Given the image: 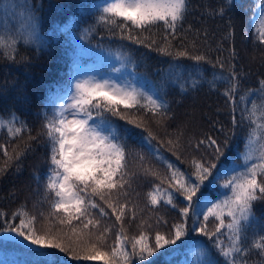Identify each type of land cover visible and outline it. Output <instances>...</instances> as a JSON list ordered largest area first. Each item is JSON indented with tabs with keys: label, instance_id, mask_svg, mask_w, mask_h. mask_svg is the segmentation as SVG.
Returning a JSON list of instances; mask_svg holds the SVG:
<instances>
[{
	"label": "trees",
	"instance_id": "trees-1",
	"mask_svg": "<svg viewBox=\"0 0 264 264\" xmlns=\"http://www.w3.org/2000/svg\"><path fill=\"white\" fill-rule=\"evenodd\" d=\"M207 1L189 0L188 14L175 39L171 41L174 46L173 55L169 56L141 43L122 39L119 30H109L111 26L98 24L100 9L108 0H0V29L4 30L6 38L11 33L17 41L15 51L9 50L0 55V117L10 120L11 114L15 113L18 119L13 122L14 125H27L22 134L14 137L9 135L7 128L0 131V167L8 163L7 171L0 177V231L5 230L9 224L19 225L20 218L27 221L33 217L37 234L43 235L46 228H50L53 233L62 228L58 219L49 216L51 200L54 197L49 193L47 199H43L47 184L45 176L49 174L50 168L48 148L45 146L46 135L43 134L44 114L51 113L54 106H58L71 94L72 81L79 69L92 72L93 77H100L107 72L114 75L113 80L129 84L130 88H137L166 102L168 115L162 121L150 112L145 113L143 109L126 110L121 106L120 111L132 118L143 119L145 126L157 137L151 143L158 148L160 156L188 175L194 171L192 159H199L204 152V149L196 151L190 147L189 141L195 145L197 140L209 134L223 139V134L219 131L221 125L230 129L233 116L241 121L242 116H247V110L251 109L253 101L257 105L261 103V94L257 90L259 81L264 79V44L249 35V31L255 30L258 20L263 18L262 6H257L258 0H232L223 17H212L204 12L205 6L218 8L228 4V0H216V4L215 0H211L209 5H205ZM32 10H35L34 21H27ZM26 21L34 30L27 43L20 34ZM139 32L137 29L134 34ZM150 32L151 35L145 31L141 38L150 36V39L156 41V46L161 45L165 35L163 27H153ZM193 44L195 48L191 47ZM185 46L189 51L205 54L211 63L197 66L186 57H175V52ZM230 50L237 54L232 65L239 74L240 81V87L232 102L223 95L224 90L229 87L227 83L218 81L215 89L207 83L216 73L227 75ZM217 59L225 63L224 69L218 64L213 68ZM169 63L180 66L184 73L189 74L173 87L161 82L167 76ZM198 71L204 73V78L193 87L192 81L199 79ZM241 96L245 99L241 100ZM104 117L119 130L121 137L127 133L130 173L140 170L139 157L135 162L131 158L133 131H138L142 135L138 142L142 148L140 155L145 158L144 165L151 167L159 177L170 178L167 164L149 154L147 141L144 139L147 133L142 128H136L111 113H104ZM93 119L99 123L102 117L94 113ZM249 127L247 119H243L236 127L235 135L231 137L225 155L219 162L220 172L231 174L233 169L238 170L242 165L240 153L245 150V137ZM179 130L183 131L184 147L178 152L180 158L177 159L167 141H175ZM30 136L37 139L30 140ZM28 142L33 150L28 151L18 165L14 160L8 161L9 156L16 150L23 149ZM5 151L8 156L4 155ZM36 177H39V186ZM191 178L195 180L194 175ZM225 179L227 177L222 176L213 183L206 181L194 200L199 199L208 206L222 200L226 190L221 185ZM156 184H160V179L150 175H138L132 181V188L126 199L128 208H134L136 215L133 218L129 211L124 219L125 234L129 237V252L132 250L133 236L138 237L143 231L148 237L146 242L154 247L156 232L170 233L172 224L181 219L178 209L165 205L162 199L155 208L150 204L148 193L154 190ZM167 187V182L161 185L162 189ZM227 191L230 194V190ZM156 195L159 197L162 193L157 192ZM176 196L181 205L187 204L178 193ZM120 202H125V198L122 197ZM206 210L207 208L203 209ZM98 211L93 210L94 213ZM106 211L111 213V209L106 208ZM195 211L199 213L200 209ZM254 212L257 220L248 227L243 243V247L248 248L249 252L242 259L246 264H264V255L260 250L251 247L254 239L264 235L260 223L264 220V201L255 202ZM14 213L18 214L15 219ZM190 217L186 222L187 228L201 226L202 215H193L190 210ZM225 220L227 222L228 218L225 217ZM142 221L143 228L140 227ZM193 221L197 223L193 224ZM215 223L217 222L214 218H210L207 223L209 231L214 230ZM112 224H115V216L103 218L100 228L95 230L96 234ZM63 230L69 231L67 228ZM118 230L119 225L116 224L106 234L102 250H111ZM222 232L226 230L222 229ZM220 239L225 245L228 244L227 235ZM201 249L214 257L217 264H224L223 258L213 247V241L196 231H189L182 241L169 245L167 251L159 250V254L151 258V264H203L205 257ZM35 252L36 248L21 242L0 239V264H45L46 256H37ZM59 255L63 264H103L100 260H72L65 253ZM144 264H148V261Z\"/></svg>",
	"mask_w": 264,
	"mask_h": 264
},
{
	"label": "snow or ice",
	"instance_id": "snow-or-ice-1",
	"mask_svg": "<svg viewBox=\"0 0 264 264\" xmlns=\"http://www.w3.org/2000/svg\"><path fill=\"white\" fill-rule=\"evenodd\" d=\"M231 2L232 0H228V4L218 8L205 6L204 12L208 16L223 17ZM188 10L189 0H108L100 9L97 23L111 26L109 30H119L122 39L141 43L163 55L172 56L174 46L171 41L175 39L178 29L186 19ZM34 18L35 10H32L27 21H34ZM27 21L20 32L26 43L34 32ZM160 26L165 30L161 45L156 46V41L150 39V36L141 38L145 31L151 35L150 30ZM137 29L140 32L134 34ZM258 39L264 44V31L259 33ZM16 43L15 36L9 33L6 38L4 30L0 29V55L6 54L9 50L15 51ZM191 47L196 46L193 44ZM236 55L234 50H230L227 75L216 73L212 79L207 80L212 89L216 88L218 81L227 83L229 87L224 90L223 95L229 102L233 101L240 87L239 74L232 65ZM175 57H186L197 66L211 63L205 54L189 51L187 46L177 50ZM217 64L224 69L225 63L222 60L217 59L213 68ZM198 77L199 79L192 81L193 87L203 81L204 73L198 71ZM182 90L186 91L185 88ZM257 91L261 94V103L257 105L253 101L251 109L247 110V116H242L241 121H237L233 116L230 129L221 125L219 131L223 134V139L209 134L197 140L195 145L189 141V146L196 151L204 149L199 159H192L194 171L191 175L195 176L193 180L191 175L175 168L166 158L160 156L158 148L153 147L151 143L157 140V137L145 126L143 119L132 118L120 111L121 106L126 110L143 109L145 113L150 112L153 116L160 117L162 121L168 115L166 102L158 97L153 98L152 95L137 88L120 87L106 80H77L72 86L71 94L66 97L67 102L54 106L51 113L44 114L43 134L47 140L45 146L49 149L50 168L49 174L45 176L47 184L43 199H47L49 193L54 197L51 200L49 216L58 219L62 228L56 233L46 228L43 235L37 234L33 217L27 221L20 218L19 225L9 224L5 230L16 233L24 241L35 246L37 256H46L45 264H63L59 253H65L72 260H100L103 264H137V261L139 264H144L145 261L151 264V258L159 254V250L167 251L169 245H176L178 241H182L189 231H196L213 241V247L223 258L224 264H246L242 259L249 252L248 248L243 247L246 232L257 220L254 212L255 202L264 201V79L259 81ZM243 99L245 97L241 96V100ZM94 113L102 117L99 123L94 121ZM104 113H111L136 128H142L147 133L144 139L147 141L149 154L167 164L170 178L168 176L161 178L151 167L145 166L143 155L139 156V172L130 173L127 133L121 137L119 130L104 117ZM17 119L15 113L11 114L10 120L0 117V131L7 128L9 135L13 137L22 134L27 125L22 123L20 127H16L13 122ZM243 119L249 121L250 127L245 137V150L240 153L242 165L238 170L233 169L231 174L220 172L218 166L221 157L225 155L230 139L235 135V129ZM29 139L34 140L37 137L30 136ZM182 139L183 131L179 130L175 141L172 139L167 141L177 159L180 158L178 152L184 147ZM32 150L31 143H25L23 149L16 150L8 157V161L14 160L18 165L20 159ZM4 155L8 156L7 151ZM7 168V162L5 166L0 167V177ZM138 175H150L160 179V184L154 185V190L148 193L150 204L155 208L162 199L165 205L178 209V216L181 219L172 224L170 233L156 232L154 247L146 242L148 237L143 231L138 237L133 236L132 250L129 252L127 250L129 237L125 234L124 219L127 212L131 211L133 218L136 213L134 208H128L126 198L132 188V181ZM222 176L227 177L221 185L226 190L222 200L212 203L211 206L202 204L199 199L194 200L206 181L213 183ZM35 179L39 186V177ZM165 182L168 187L162 189L161 185ZM227 190H230V194ZM157 192L162 195L158 197ZM177 193L187 204H180ZM122 197L125 198L123 203L120 202ZM106 208L111 209L110 214ZM197 208L200 209L199 213L195 211ZM204 208L207 210L203 211ZM95 209L99 210L98 213L93 212ZM190 210L193 215L203 216L200 227L192 229L186 227L187 220L191 218ZM17 215L14 213L13 219L17 218ZM109 215L115 216V224L105 226L97 235L95 230L100 228L102 219ZM225 217L228 218L227 222ZM210 218L217 222L212 231L207 227ZM196 223L197 221H193V224ZM260 223L261 231L264 232V220ZM116 224L119 225V230L115 243L110 251H104L102 249L106 234ZM143 226L142 221L140 227ZM64 228L69 231H64ZM222 229L226 232H222ZM224 235H227V245L220 239ZM251 247L260 250L264 255V235L254 239ZM201 253L205 257L203 264H217V260L207 251L201 249Z\"/></svg>",
	"mask_w": 264,
	"mask_h": 264
},
{
	"label": "bare ground",
	"instance_id": "bare-ground-1",
	"mask_svg": "<svg viewBox=\"0 0 264 264\" xmlns=\"http://www.w3.org/2000/svg\"><path fill=\"white\" fill-rule=\"evenodd\" d=\"M258 5L257 6H262V9L264 11V0H258ZM211 2V0H208L205 5H209ZM217 1L215 0L214 4H216ZM263 26H264V18H261L258 20L255 30H251L249 31V35H251L252 37H254L257 41V38L259 36V33L261 31H263ZM192 64V63H191ZM167 76L161 80V82L167 83L170 86H174L175 84H179V82L181 81V79L185 76H188L189 74L184 73V71L181 69L180 66L176 65V64H172L170 65V63L167 65ZM142 91V90H141ZM218 97L220 96V94H217ZM231 121V120H230ZM142 137V135L140 134V132L138 131H133V140H134V146L132 147V153H131V158L133 160V162L137 161L138 157L140 156L141 152H142V148L139 144V139ZM145 160V158H144Z\"/></svg>",
	"mask_w": 264,
	"mask_h": 264
},
{
	"label": "rangeland",
	"instance_id": "rangeland-1",
	"mask_svg": "<svg viewBox=\"0 0 264 264\" xmlns=\"http://www.w3.org/2000/svg\"><path fill=\"white\" fill-rule=\"evenodd\" d=\"M263 18H264V16H263ZM263 31H264V26H263ZM77 80H96V81H105L106 80L110 84H116L117 86H120V87L130 88V85L129 84H124L121 81H114L113 78L110 77V76H108V75H102L100 77H98V76H94L93 77V73L92 72H88V71L80 70V69L78 70L77 75L75 76V78L72 81V86L74 85V83ZM66 102H67V100L65 98L59 104L66 103ZM47 150H48V156H49V149H47ZM0 239L1 240H5V241H11L13 243H15V242H21V243H23L25 245H28V246H31V247H34L35 248V246L30 245L28 242L24 241L22 238H20L15 233L8 232L6 230L0 231ZM0 258H1V256H0ZM41 262L43 263V259H41Z\"/></svg>",
	"mask_w": 264,
	"mask_h": 264
}]
</instances>
